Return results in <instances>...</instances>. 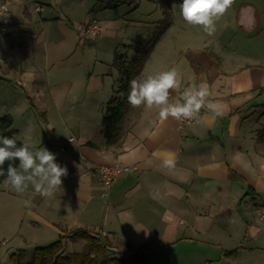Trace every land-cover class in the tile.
<instances>
[{
	"label": "crops",
	"instance_id": "obj_1",
	"mask_svg": "<svg viewBox=\"0 0 264 264\" xmlns=\"http://www.w3.org/2000/svg\"><path fill=\"white\" fill-rule=\"evenodd\" d=\"M85 3L13 0L7 10L0 11L6 24L0 35L12 48L0 46V72L17 69L27 75L28 96L33 99L32 92H37L53 102L62 118L61 125H53L43 112L50 126L48 134L20 133L12 125L21 141L30 143L35 137V143H30L33 149L49 148L56 141L67 155L58 160L68 170L61 186L66 194L60 187L55 192L66 195V207L59 217L46 222L62 226L71 220L70 227L63 225L59 232L86 228L106 235L113 245L123 244L129 252L140 253L153 237L160 240L157 245L193 244L191 255L207 261L213 260L209 257L217 244L224 264H240L251 253L263 254L264 221L254 207L264 203V134L259 133L264 128V62L239 48L224 46L221 33L191 35L170 31L168 26L147 53L136 79L175 70L181 92L191 91L203 80L210 92L205 103L220 115L203 107L192 124L181 127L172 117L161 121L156 106H129L118 145L107 146L101 118L121 74L113 59L117 53L137 54L141 44H129L123 52L116 48L106 64H93L88 72L82 64L49 60L45 25L51 28V39L59 48L60 27L54 22H60L62 16L74 18L86 8ZM93 5L89 12L94 11ZM89 18H84L77 31L81 30L85 41L97 42L101 33L91 37L83 30ZM37 21L40 31L35 27ZM130 47L133 51L128 53ZM40 52L43 63L34 61ZM76 75L82 76V82L76 81ZM64 144L67 148L63 150ZM168 156L175 158L174 168L163 167ZM113 162L135 168L120 172L105 194L96 173L85 171ZM28 190L35 193L31 186ZM68 208L74 209L75 216L63 213Z\"/></svg>",
	"mask_w": 264,
	"mask_h": 264
},
{
	"label": "rangeland",
	"instance_id": "obj_2",
	"mask_svg": "<svg viewBox=\"0 0 264 264\" xmlns=\"http://www.w3.org/2000/svg\"><path fill=\"white\" fill-rule=\"evenodd\" d=\"M94 3L95 0H86V8L79 10L74 18L62 16L60 22H54L60 27L59 48H56L51 39V28L45 25L44 29L47 32L45 56L49 60L60 61L64 64H82L87 72L91 71L93 64H106L112 58L116 48L117 51L123 52L130 46L129 44H141L140 46L145 44L153 37L156 28L164 24L165 19L171 20L168 25H171L170 31L179 30L182 33L189 32L188 34L191 35L203 33L199 26L188 25L180 16L179 5L182 2L127 0L117 6L107 5L104 1ZM91 5L94 7L93 12L88 11ZM91 16L96 17L102 26V36L97 42L85 41L81 30L77 31V26H81L84 18ZM70 21L75 25L72 28ZM35 27L37 31L41 30L39 21L35 23ZM216 33H221L224 46L239 48V51L254 55L264 62V0H234L228 12L217 22ZM0 46L12 50L5 37L1 35ZM132 48L130 47L127 52L129 53ZM37 56L38 58L34 61L43 63L45 57L41 52L37 53ZM25 64H30V62L25 60ZM75 79L82 82V76L76 75ZM27 83V75H21L17 69L5 73L0 72V115L4 112L11 113L13 126L17 127L20 133L42 134L45 131L48 134L47 129L50 126L47 125L43 112L45 111L53 125H61L62 118L52 105L53 102L44 100L37 92H32V95H35L33 99L28 96ZM35 140V137H32L29 141L35 143ZM41 147L47 148V146ZM58 147L59 144L52 141L50 147L47 148L56 154L57 162L67 157L66 153L61 152ZM60 188L66 194L65 189ZM60 194H55L51 198L42 197L29 190L18 194L6 186L5 180L0 181V264H15L10 257L12 252L23 248L29 256L35 246L49 243L59 236L58 232L62 227H70L71 220L63 224L64 226L56 224L52 226L46 222V219L50 217H59L62 214V207H66V195L62 197ZM73 210L68 208L63 213L67 216H75ZM146 241L149 245L140 250V255L147 264H224L219 260L220 246L217 244H213L214 249L209 257L213 260L207 261L204 257L202 260L197 259V255H191L190 250L193 244L182 245L171 242L157 245L160 240L153 237ZM84 243L83 240H71L67 249L83 250ZM110 243L111 253L114 251V254L123 256L129 252L123 244L113 245L111 240ZM180 248H183L182 251ZM251 254L241 258L240 264H264V253ZM99 264L113 263L109 259H102Z\"/></svg>",
	"mask_w": 264,
	"mask_h": 264
},
{
	"label": "clouds",
	"instance_id": "obj_3",
	"mask_svg": "<svg viewBox=\"0 0 264 264\" xmlns=\"http://www.w3.org/2000/svg\"><path fill=\"white\" fill-rule=\"evenodd\" d=\"M234 0H182L180 16L190 26H199L208 36L217 32V22L224 17ZM127 102L132 108L142 105L159 108L161 121L169 117L177 121L198 117L201 108L207 107L217 115L215 107L206 105L210 96L208 84L201 81L191 91H180V82L175 70H167L150 75L143 80L131 79ZM175 93V97L172 95ZM19 161L18 166L15 161ZM8 162L7 169L4 168ZM176 160L165 157L163 167L174 168ZM68 175L66 166L56 160V154L46 147L33 149L24 142L18 146L15 138L0 135V176H5V184L18 194L25 193L31 186L36 194L45 198L54 196L62 185V177Z\"/></svg>",
	"mask_w": 264,
	"mask_h": 264
},
{
	"label": "trees",
	"instance_id": "obj_4",
	"mask_svg": "<svg viewBox=\"0 0 264 264\" xmlns=\"http://www.w3.org/2000/svg\"><path fill=\"white\" fill-rule=\"evenodd\" d=\"M97 1H104L107 5L117 6L127 0ZM174 1L182 2V0ZM170 23V19H165L164 24L154 31L153 37L139 47L137 54L131 57L124 53L115 54L113 65L119 69L121 74L116 81L112 96L104 105L101 118V131L107 146H117L119 143L121 124L130 106L127 102L130 80L136 79L147 53ZM262 107L264 110V104H262ZM12 125L13 118L10 114L0 115V135L15 138L19 146L24 142L15 136V130ZM259 133L264 134V128ZM18 163V160L15 161L16 166H18ZM7 166L8 162L5 163L4 168L7 169ZM4 179H6L5 176H0V181ZM78 239L85 241V248L79 251L68 250V242ZM111 250L112 246L109 237L100 232H92L89 229L77 227L59 232V236L48 244L35 246L30 257L27 256L23 248L12 252L10 257L15 264H99L102 259H109L113 264H146L139 250L128 252L123 256L114 254V251V253H111Z\"/></svg>",
	"mask_w": 264,
	"mask_h": 264
},
{
	"label": "built area",
	"instance_id": "obj_5",
	"mask_svg": "<svg viewBox=\"0 0 264 264\" xmlns=\"http://www.w3.org/2000/svg\"><path fill=\"white\" fill-rule=\"evenodd\" d=\"M12 1L13 0H0V11L2 12V11L7 10ZM5 30H6V24L0 19V32L5 31ZM83 30L86 35L91 36V37H97L101 33L102 26L96 17L91 16L84 23ZM196 119L197 117L194 119L181 120L179 121L180 126L186 127L192 124ZM70 139H72V137H70ZM66 148H67L66 144L61 146V149L63 150ZM134 168L135 166L125 165L119 162L102 163V164H98L94 168L87 169L85 173L91 172V171L95 172L98 179L102 182V184L105 187V194H109V190L111 186L113 185L114 181L116 180L118 174L123 171H132L134 170ZM254 208L257 211L258 217L264 221V203L256 204Z\"/></svg>",
	"mask_w": 264,
	"mask_h": 264
}]
</instances>
